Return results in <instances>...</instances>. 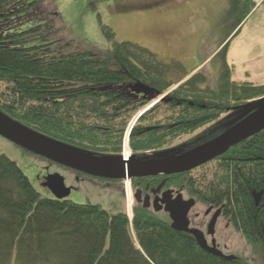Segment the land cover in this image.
I'll list each match as a JSON object with an SVG mask.
<instances>
[{
  "label": "trees",
  "instance_id": "trees-1",
  "mask_svg": "<svg viewBox=\"0 0 264 264\" xmlns=\"http://www.w3.org/2000/svg\"><path fill=\"white\" fill-rule=\"evenodd\" d=\"M254 6L253 0H234L232 28ZM29 23L35 25L17 32ZM63 31L48 0H0V113L48 140L119 158L126 126L151 101L130 86L142 83L160 95L175 83L169 67L130 43H115L109 51L80 50ZM227 50L228 44L222 51L225 71L214 87L197 73L139 119L131 137L134 158L170 150L189 137L175 147L192 149L241 119L217 124L225 114L264 99V84L232 80ZM166 178L147 182L156 188ZM167 179L165 187L183 189L197 205L221 209L228 225L264 255V131ZM115 184L110 180L111 188L123 192V183ZM133 214L131 222L125 212L113 215L100 205L44 198L19 165L0 153V264H250L206 252L194 236L138 202Z\"/></svg>",
  "mask_w": 264,
  "mask_h": 264
},
{
  "label": "rangeland",
  "instance_id": "rangeland-1",
  "mask_svg": "<svg viewBox=\"0 0 264 264\" xmlns=\"http://www.w3.org/2000/svg\"><path fill=\"white\" fill-rule=\"evenodd\" d=\"M253 1L256 5L257 0ZM233 4L234 0H48V7L57 12L64 23L65 38L74 41L80 50L109 51L115 43H130L148 50L158 63L168 66L169 77L175 83L165 91L164 96L186 82V78L183 82L178 81L183 72L193 71L190 75L192 77L198 72L202 73L207 78L206 83L214 87L225 71L222 51L227 44V60L233 68L232 80L239 84H264V2L243 22L240 32L236 34L235 31L234 36L231 25L235 21ZM34 25L35 23L22 25L17 32ZM104 27L110 28L113 37L107 36ZM198 67L197 72L194 71ZM179 83L181 84L177 85ZM203 87H206L205 84ZM262 101L264 99L255 100L252 102L255 105L249 103L244 109L237 108L235 112L225 114L217 124L222 125L226 120L230 124L234 123L249 113L251 108L264 104ZM149 104L152 103L144 108ZM124 136L123 134L122 141ZM192 138L177 141L172 149L164 152L148 151V156L183 151L185 146H175L179 143L186 144ZM0 153L19 165L44 198H54L52 192L42 185V178L49 173L58 172L64 177L69 173L74 177L73 171L52 166L50 161L29 155L1 135ZM83 180L75 183L77 188L67 197L68 200L100 205L113 215L126 212L132 222L136 205L135 188L130 192L132 203L127 208L123 193L111 188L110 181L99 178L92 179V182ZM66 183L74 184L70 180ZM208 208L205 204L198 203L193 217L200 213L202 220H205ZM161 215L167 218L166 213ZM209 219L205 222L208 223ZM227 223L224 218H220L216 225V239L223 253L242 257L250 264H264V255L232 229L231 225L227 227Z\"/></svg>",
  "mask_w": 264,
  "mask_h": 264
},
{
  "label": "water",
  "instance_id": "water-1",
  "mask_svg": "<svg viewBox=\"0 0 264 264\" xmlns=\"http://www.w3.org/2000/svg\"><path fill=\"white\" fill-rule=\"evenodd\" d=\"M130 89L139 95L144 94L148 96L154 93L153 89L141 83L130 86ZM0 115V135L18 147L64 167L93 177L112 180H124L126 178L125 167L119 165L116 161L110 158L93 157L38 135L42 138L40 139L33 136L32 134L35 133L29 130L32 134L7 123L6 117L1 113ZM262 131H264V104L260 105L251 115L215 139L181 155L138 163L129 171V174L132 178H144L189 172L225 154L231 147ZM163 185H160L153 193H159ZM43 186L47 187L57 200L67 199L71 194V189L67 188L64 177L58 173L45 177ZM163 196L169 198L170 191L165 192ZM135 197L138 202L144 201L145 207L150 206L149 197L142 200L141 191H138ZM157 201L156 199L155 204H158ZM194 204V200L183 201L181 195L172 202L166 200L165 210L169 213L172 220V228L194 236L199 246L208 253L219 257H227L228 259L235 258V256H225L217 249L214 241L212 246H210L202 231L189 227L188 213ZM220 213L221 211L218 210L212 218L208 226V234L213 235L215 233V226Z\"/></svg>",
  "mask_w": 264,
  "mask_h": 264
},
{
  "label": "flooded vegetation",
  "instance_id": "flooded-vegetation-1",
  "mask_svg": "<svg viewBox=\"0 0 264 264\" xmlns=\"http://www.w3.org/2000/svg\"><path fill=\"white\" fill-rule=\"evenodd\" d=\"M208 141V140H207ZM207 141L203 142V143H200L199 145L195 146V147H198L200 145H203L204 143H206ZM194 147V148H195ZM186 150H183V151H180V152H176L175 154H166V155H159V156H150L148 157L146 160L149 161V160H158L160 158H165V157H171V156H177V155H181L182 153H184ZM73 176L71 174L68 173V176L66 177V181L67 180H70L71 182H73L74 184H67V186L69 188H71V190H75L77 187L75 186V183L76 182H80L82 181L84 178L90 182H92V179L89 178H86V174H83L81 172H78V171H73ZM82 177H84L82 179ZM166 177V176H164ZM169 177V176H168ZM167 177V178H168ZM151 178H154V177H144V178H141V179H135L134 180V185H135V188L137 191H142V195H143V198L145 199L146 197H149L150 196V206L149 208L154 210L155 212H159L160 213H166L165 211V206H166V200H168L169 202H172L174 201L179 195L182 196V199L183 201H189V200H192L190 197L187 196V194L184 192L183 189H176V188H167L165 187L166 185H164V187L161 189V191L159 193H156L154 194L152 191L156 190V188L159 187L160 184L162 183H165L166 184V181L168 180L167 178L163 181H161L158 186H156V188L154 190H151L150 189V184L147 182L148 179H151ZM163 178V177H162ZM84 181V180H83ZM149 181H152V180H149ZM147 182V183H146ZM146 183L145 186H143V184ZM144 190H149L147 192H145ZM166 191H170V196L169 198H165L163 195H164V192ZM156 199L158 200V204H155V201ZM164 200V202H163ZM197 205V203H196ZM196 205L194 204V206L190 209L189 213H188V219H189V227L190 228H195V229H199L201 230L204 235H205V238L207 239V242L209 243L210 246H212L213 244V241L216 243V246L219 250L222 251L221 249V245L218 243L217 239H216V229H215V233L213 235H208L207 234V229H208V224L210 223V221L212 220V218L214 217V215L216 214V212L219 210V209H216L214 210L213 207H209L208 209H206V212H205V220L207 218H210L208 223L205 222V220H202V216L200 213H196L195 216L193 217V211H194V208L196 207ZM158 209V210H157ZM167 217L169 218V214L166 213ZM222 213L220 214L219 218H222L221 217ZM218 218V219H219ZM170 219V218H169ZM217 225V224H216ZM227 227H229L228 223H227Z\"/></svg>",
  "mask_w": 264,
  "mask_h": 264
},
{
  "label": "bare ground",
  "instance_id": "bare-ground-1",
  "mask_svg": "<svg viewBox=\"0 0 264 264\" xmlns=\"http://www.w3.org/2000/svg\"><path fill=\"white\" fill-rule=\"evenodd\" d=\"M0 117H1V115H0ZM6 120V122L7 123H9V124H12V125H14V126H17L18 128H21L22 130H24V131H26V132H29L28 130H26L25 128H22V126H18L17 124H15V123H13L11 120H9V119H5ZM30 133V132H29ZM30 134H32V133H30ZM33 136H35V137H38V138H40L38 135H36V134H32ZM40 139H42V138H40ZM127 155H131L130 154V152L128 151V149H127V152H126V158L128 157ZM129 190L130 189H128V192H129ZM130 196V195H129ZM130 201H131V199H130Z\"/></svg>",
  "mask_w": 264,
  "mask_h": 264
},
{
  "label": "built area",
  "instance_id": "built-area-1",
  "mask_svg": "<svg viewBox=\"0 0 264 264\" xmlns=\"http://www.w3.org/2000/svg\"><path fill=\"white\" fill-rule=\"evenodd\" d=\"M124 156H125V154H124Z\"/></svg>",
  "mask_w": 264,
  "mask_h": 264
}]
</instances>
